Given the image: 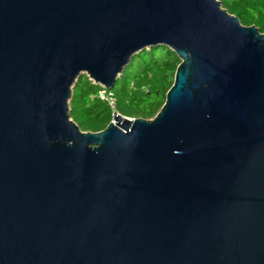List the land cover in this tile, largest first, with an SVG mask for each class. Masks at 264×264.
<instances>
[{"label":"water","instance_id":"1","mask_svg":"<svg viewBox=\"0 0 264 264\" xmlns=\"http://www.w3.org/2000/svg\"><path fill=\"white\" fill-rule=\"evenodd\" d=\"M151 118H70L154 46ZM0 264H264V33L220 0H0Z\"/></svg>","mask_w":264,"mask_h":264},{"label":"trees","instance_id":"2","mask_svg":"<svg viewBox=\"0 0 264 264\" xmlns=\"http://www.w3.org/2000/svg\"><path fill=\"white\" fill-rule=\"evenodd\" d=\"M220 1L243 25L253 24L264 33V0ZM179 61L173 50L162 45L135 54L111 88L116 111L130 118L153 117L164 102ZM100 89L102 86L85 74L78 77L72 89L69 115L83 131L101 130L111 120L112 111L97 96Z\"/></svg>","mask_w":264,"mask_h":264},{"label":"built area","instance_id":"3","mask_svg":"<svg viewBox=\"0 0 264 264\" xmlns=\"http://www.w3.org/2000/svg\"><path fill=\"white\" fill-rule=\"evenodd\" d=\"M97 96L99 97V99L106 102V104L108 105V107L112 111V114H113V112L114 113L117 112L115 109V104H116L115 95L111 90L105 89L102 86V89H100L98 91Z\"/></svg>","mask_w":264,"mask_h":264},{"label":"rangeland","instance_id":"4","mask_svg":"<svg viewBox=\"0 0 264 264\" xmlns=\"http://www.w3.org/2000/svg\"><path fill=\"white\" fill-rule=\"evenodd\" d=\"M89 79V78H88ZM108 90H111V89H108ZM110 109V108H109ZM111 116H112V112H111Z\"/></svg>","mask_w":264,"mask_h":264}]
</instances>
